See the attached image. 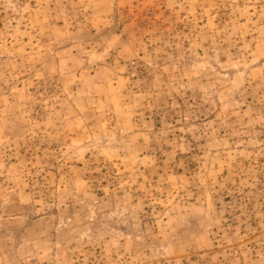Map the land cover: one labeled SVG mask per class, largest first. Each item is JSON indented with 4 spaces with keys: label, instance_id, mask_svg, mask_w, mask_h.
Masks as SVG:
<instances>
[{
    "label": "rangeland",
    "instance_id": "obj_1",
    "mask_svg": "<svg viewBox=\"0 0 264 264\" xmlns=\"http://www.w3.org/2000/svg\"><path fill=\"white\" fill-rule=\"evenodd\" d=\"M0 264H264V0H0Z\"/></svg>",
    "mask_w": 264,
    "mask_h": 264
}]
</instances>
